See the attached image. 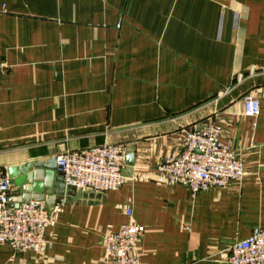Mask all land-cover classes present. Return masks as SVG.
<instances>
[{"label": "crops", "instance_id": "1", "mask_svg": "<svg viewBox=\"0 0 264 264\" xmlns=\"http://www.w3.org/2000/svg\"><path fill=\"white\" fill-rule=\"evenodd\" d=\"M0 61V168L31 166L10 204L43 197L56 213L44 252L4 245L0 264H104V233L129 208L142 264H229L264 228V0H0ZM210 121L244 179L195 195L156 183L186 131ZM104 145L135 155L119 189L44 192L36 161Z\"/></svg>", "mask_w": 264, "mask_h": 264}, {"label": "built area", "instance_id": "2", "mask_svg": "<svg viewBox=\"0 0 264 264\" xmlns=\"http://www.w3.org/2000/svg\"><path fill=\"white\" fill-rule=\"evenodd\" d=\"M8 66L0 61V71ZM245 115L257 117L260 104L253 97L243 99ZM57 169L67 187L76 191L104 194L119 189L126 182L128 166L126 149L122 145H104L85 150L67 151L57 156ZM245 163L241 154L221 140V127L210 121L202 127L189 129L183 138L181 151L162 160L153 171L159 184L181 185L193 195L211 188H226L241 182ZM12 180L0 168V249L9 245L15 251L44 252L50 245L48 228L56 213L40 200L10 204ZM116 231L103 236L104 264H142L140 242L144 228L133 219ZM229 264H264V228L235 242L229 249Z\"/></svg>", "mask_w": 264, "mask_h": 264}, {"label": "water", "instance_id": "3", "mask_svg": "<svg viewBox=\"0 0 264 264\" xmlns=\"http://www.w3.org/2000/svg\"><path fill=\"white\" fill-rule=\"evenodd\" d=\"M134 159H135V155L132 152H127L126 151V160H127V164L130 166L134 165ZM31 166H24L22 168H17V167H10L8 169V174L9 177L12 180V184L15 186H24L27 184V177L28 175H26L28 173V171L30 170ZM34 169L36 170H44V176H45V187H44V192L46 194H53L56 196H64L67 194H74L76 192V189L71 188V187H67L63 181V178L61 176V174L58 172V175L55 176V172L58 170L57 169V160L56 158H52L49 160H41V161H36L33 165ZM39 171L36 172L37 175H39ZM35 186H38V184H35ZM41 186V184H40ZM36 200H40L43 201L44 198L41 197L39 199ZM29 202V201H27ZM24 202V203H27ZM49 210H53L52 208Z\"/></svg>", "mask_w": 264, "mask_h": 264}]
</instances>
